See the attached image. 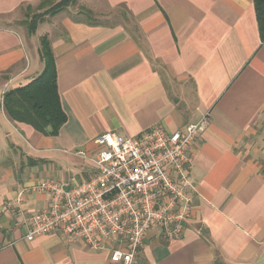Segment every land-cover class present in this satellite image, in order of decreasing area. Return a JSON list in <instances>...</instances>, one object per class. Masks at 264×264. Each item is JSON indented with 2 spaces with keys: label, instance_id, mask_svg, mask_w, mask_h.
<instances>
[{
  "label": "crops",
  "instance_id": "obj_1",
  "mask_svg": "<svg viewBox=\"0 0 264 264\" xmlns=\"http://www.w3.org/2000/svg\"><path fill=\"white\" fill-rule=\"evenodd\" d=\"M42 1L0 0V264H108L109 251L59 234L25 238L26 218L48 203L37 187L89 179L78 152L93 153L105 131L174 132L204 115L190 150L192 217L177 239L152 229L135 264H264V43L254 0H80L31 34L18 21ZM82 6L95 20L74 15ZM44 34L67 114L55 136L13 121L3 105L2 94L43 72Z\"/></svg>",
  "mask_w": 264,
  "mask_h": 264
},
{
  "label": "built area",
  "instance_id": "obj_2",
  "mask_svg": "<svg viewBox=\"0 0 264 264\" xmlns=\"http://www.w3.org/2000/svg\"><path fill=\"white\" fill-rule=\"evenodd\" d=\"M208 123L204 115L174 132L156 126L132 137L101 133L93 153L78 152L93 167L89 179L46 180L37 187L48 194V203L26 218L25 238L59 234L68 244L109 251L108 264H135L152 229L168 240L180 238L192 217L196 190L190 150ZM18 207L20 201L6 210Z\"/></svg>",
  "mask_w": 264,
  "mask_h": 264
},
{
  "label": "trees",
  "instance_id": "obj_3",
  "mask_svg": "<svg viewBox=\"0 0 264 264\" xmlns=\"http://www.w3.org/2000/svg\"><path fill=\"white\" fill-rule=\"evenodd\" d=\"M75 0H61L44 13L35 14L27 22L32 34L46 14H56ZM261 40L264 43V0H254ZM41 57L45 63L43 72L31 83L4 93L3 105L8 116L17 122L33 126L49 135H57L67 121L58 89L57 68L51 44L46 37L41 40Z\"/></svg>",
  "mask_w": 264,
  "mask_h": 264
},
{
  "label": "rangeland",
  "instance_id": "obj_4",
  "mask_svg": "<svg viewBox=\"0 0 264 264\" xmlns=\"http://www.w3.org/2000/svg\"><path fill=\"white\" fill-rule=\"evenodd\" d=\"M80 0H75L71 5H76V4H79ZM83 1V0H82ZM57 3L55 2V0H44L42 1L39 5H35V6H29L28 8L27 7H24V9L22 10V16L20 18V20L18 22H24V24H26L27 22L29 23L30 20H31V17L35 14H38V10H44V9H50L52 6L56 5ZM80 5V4H79ZM84 6V5H83ZM79 7L80 11L78 14H75L74 15L78 18H83V19H87V20H95L94 18V13L88 11V9L86 10V8L84 9V7ZM69 7V6H68ZM67 7V8H68ZM67 8L63 9V10H66ZM78 9V10H79ZM47 11V10H46ZM47 15V14H46ZM45 15V16H46ZM49 15H52V14H49ZM44 20V19H43ZM42 21H39L38 25L41 23ZM37 25V26H38ZM38 27H36L37 29ZM44 27L42 26V28L39 29V36H37V38L40 37V35L42 34ZM36 32V30L34 31ZM33 32V34H34ZM43 37H46L50 44H51V41H50V38H49V35L47 36V34H44L41 36L40 40H42ZM4 96V94H2ZM80 181V178L77 177V181H75L76 183H78Z\"/></svg>",
  "mask_w": 264,
  "mask_h": 264
}]
</instances>
